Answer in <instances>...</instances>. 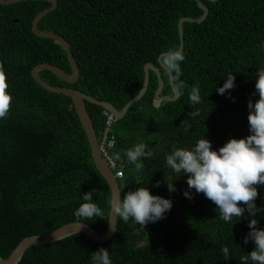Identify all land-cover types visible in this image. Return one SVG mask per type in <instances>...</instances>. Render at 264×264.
<instances>
[{
  "label": "trees",
  "instance_id": "1",
  "mask_svg": "<svg viewBox=\"0 0 264 264\" xmlns=\"http://www.w3.org/2000/svg\"><path fill=\"white\" fill-rule=\"evenodd\" d=\"M200 1L208 9L206 17L182 24V74L177 77L172 72L179 96L154 106L158 78L149 69L145 93L112 126L113 152L122 173L116 178L120 198L124 192L147 186L152 194L173 201L165 218L147 224L155 232L154 239L137 247L147 232L136 230L140 225L131 218L125 222L117 217L116 230L105 242L75 233L28 247L17 264H92L91 254L100 247L109 250L112 264H242L240 257L253 250L251 241L244 243L249 232L247 212L241 219L222 221L214 211L217 206L202 193L193 190L192 199L183 195L186 177L179 178L181 174L165 162L174 147H191L204 136L213 149L230 138L246 137L247 103L257 98L253 96L255 74L264 66V0ZM49 6L46 0L0 4V73L12 97L7 115L0 119L2 258L26 236L49 233L72 221L101 233L108 221L111 190L94 164L71 96L46 90L31 75L39 63L71 74L64 48L31 30L34 16ZM202 14L197 0H57L37 29L65 38L79 77L70 83L47 69L38 75L50 85L79 90L119 110L141 89L144 65L151 63L161 70V95L171 96L168 73L157 58L170 48L178 49L181 17ZM229 73L235 75V87L230 96L220 95L216 87L223 85ZM193 86L200 89L198 104L189 99ZM85 105L99 142L104 108L90 101ZM191 112L199 115L192 117ZM140 140L152 156L143 158V168L137 171L124 151ZM166 181H174L177 191L169 193ZM88 192H93L104 217L80 220L74 216ZM255 203L264 208V186H258ZM256 219L257 227L264 228V211L257 212ZM225 246L227 259L222 252Z\"/></svg>",
  "mask_w": 264,
  "mask_h": 264
},
{
  "label": "clouds",
  "instance_id": "2",
  "mask_svg": "<svg viewBox=\"0 0 264 264\" xmlns=\"http://www.w3.org/2000/svg\"><path fill=\"white\" fill-rule=\"evenodd\" d=\"M184 59L183 52L173 48L159 56L160 64L177 77L182 74L181 62ZM255 75L253 96L257 98L249 99L247 103L249 134L246 137L230 138L223 146L213 149L211 141L204 136L191 147H174L165 158L166 166L181 174L179 178L186 177L187 189L183 192L186 198H193V190L197 194L202 193L217 206L214 211L225 222H230L233 217L241 219L247 212L249 232L244 237V243L251 241L254 248L240 257L242 264H264V228L257 227L256 219L257 212L262 213L264 208H258L255 203L258 186H264V66L259 67ZM223 78L225 82L216 87V91L230 96V90L235 87V75L229 73ZM6 89L5 76L0 73V119L7 115L12 101ZM199 92V86L191 88L189 99L193 104L200 103ZM190 115L195 117L199 113L191 112ZM146 149L148 145L140 140L124 151L127 161L137 171L143 168L141 160L152 156V152ZM174 181H166L169 193L177 191ZM93 192L84 193V202L74 211L76 218L104 217L102 209L93 200ZM172 206L171 199L152 194L147 186H138L135 190L124 192L122 198L115 202L112 216L114 213L125 222L131 218L136 224L144 226L165 218ZM222 252L227 259L228 247H223ZM91 261L92 264H112L109 250L104 247L91 254Z\"/></svg>",
  "mask_w": 264,
  "mask_h": 264
},
{
  "label": "water",
  "instance_id": "3",
  "mask_svg": "<svg viewBox=\"0 0 264 264\" xmlns=\"http://www.w3.org/2000/svg\"><path fill=\"white\" fill-rule=\"evenodd\" d=\"M19 1H24V0H0V4L2 5H8V4H13ZM50 2V6L39 11L34 18L32 19L31 22V30L32 32L41 37H48L51 39H54L57 41L65 50L70 68H71V74L68 75L66 74L63 70H61L59 67L53 64L49 63H39L35 65L32 70H31V75L33 79L43 88L46 90L52 91V92H60L63 94H67L71 96L73 105L75 108V111L77 113V116L82 124V127L84 129V132L87 136V140L90 146L91 150V155L92 159L94 161L95 166L97 167L98 171L101 173V175L105 178V180L108 182L110 190H111V200H110V209H109V215H108V221L106 228L103 232L98 233L96 232L93 228H91L89 225L85 224L84 222L81 221H72L65 223L54 230H52L49 233H42V234H34V235H29L24 238H22L16 246L12 249V251L9 253V255L6 258L0 257V264H17L20 259L22 258L24 252L28 247L34 246V245H41V244H46V243H52L56 242L58 240H61L65 237H68L72 234L75 233H82L88 238H90L93 241L96 242H105L107 241L114 233L116 230V221L117 217L113 213L112 216V211L115 202L120 199V191H119V186L116 177L114 176L113 172L111 169L108 167L106 162L103 160L100 152H99V146H98V139L97 135L95 132V129L93 127V123L91 121V118L86 110V105L85 101H90L92 103H95L101 107H103L106 110H109L110 112L113 113L115 118L121 119L124 114L126 113L127 109L138 101L141 96L145 93L148 82H149V69H152L158 78V85L157 88L155 89L154 93V99H153V105L154 106H159L160 102L162 100H168V101H173L179 96V92L177 91L175 85H174V78H173V73L169 71L166 67L161 66L162 69H164L169 76V83L171 85L172 89V95H161V90L163 87V79L161 76V70L160 68L154 66L151 63H146L144 65V81L142 84L141 89L138 91L136 95H134L132 98H130L123 106L121 109L117 110L113 105L106 101L98 100L93 97H91L88 94H85L79 90L68 88V87H58V86H53L48 83H46L44 80H42L38 72L42 69H47L52 71L56 76H58L61 79H64L70 83L75 82L78 77H79V69L78 66L75 62V59L71 53L70 45L69 43L65 40V38L57 33L51 32V31H40L37 29V24L39 20L48 12L53 10L57 6V0H46ZM198 1L199 7L203 10V14L199 18H191V17H181L178 21V33H179V50H183V22H201L205 17L208 12L207 7L200 1ZM214 1V0H212ZM161 55V54H160ZM159 55V56H160ZM159 56L157 58L159 62ZM160 63V62H159ZM136 230H142L147 232L148 236L145 239L139 240L136 243L137 247L144 246L149 244L155 237V232L152 227L144 225V226H139L136 228Z\"/></svg>",
  "mask_w": 264,
  "mask_h": 264
},
{
  "label": "built area",
  "instance_id": "4",
  "mask_svg": "<svg viewBox=\"0 0 264 264\" xmlns=\"http://www.w3.org/2000/svg\"><path fill=\"white\" fill-rule=\"evenodd\" d=\"M103 114L106 116V120L102 131V137L98 142L99 152L115 177H121L122 173L117 169L118 155L113 152L115 148V138L112 134V126L116 118L112 112L106 109H104Z\"/></svg>",
  "mask_w": 264,
  "mask_h": 264
}]
</instances>
